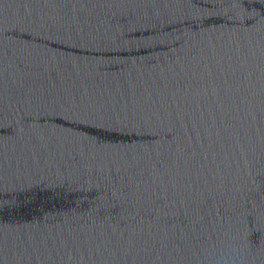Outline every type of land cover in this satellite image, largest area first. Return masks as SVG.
<instances>
[{
    "label": "water",
    "instance_id": "obj_1",
    "mask_svg": "<svg viewBox=\"0 0 264 264\" xmlns=\"http://www.w3.org/2000/svg\"><path fill=\"white\" fill-rule=\"evenodd\" d=\"M0 264H12V263L0 257Z\"/></svg>",
    "mask_w": 264,
    "mask_h": 264
}]
</instances>
